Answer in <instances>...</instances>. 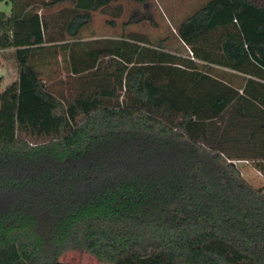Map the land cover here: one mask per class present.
I'll return each instance as SVG.
<instances>
[{"label":"trees","instance_id":"1","mask_svg":"<svg viewBox=\"0 0 264 264\" xmlns=\"http://www.w3.org/2000/svg\"><path fill=\"white\" fill-rule=\"evenodd\" d=\"M7 1L0 51L17 77L0 90V264H68V251L264 264V190L231 163L264 176V0H210L184 19L174 31L190 58L133 36L81 40L116 0H73L61 26L37 11L65 0ZM61 61L56 92L45 70Z\"/></svg>","mask_w":264,"mask_h":264},{"label":"rangeland","instance_id":"2","mask_svg":"<svg viewBox=\"0 0 264 264\" xmlns=\"http://www.w3.org/2000/svg\"><path fill=\"white\" fill-rule=\"evenodd\" d=\"M39 2V0H36ZM48 1V0H46ZM50 1V0H49ZM73 0H65L62 4L53 8L38 10L41 17H51L56 24L61 26V19L70 14L74 7ZM210 0H116L105 8L91 13L90 23L80 32L83 41H94L96 39H107L120 41L123 38L133 41L140 47H155L161 42L165 52L177 54L182 57L189 56L187 47L179 41L175 34L176 28L184 19L193 14ZM11 6L7 0H0V13L8 15ZM58 13V14H57ZM64 21V20H63ZM13 57L3 55L0 52V90L6 87L8 74L14 73ZM197 65L202 66L195 61ZM11 69V72H6ZM211 75L224 79L238 88L242 84L241 77L235 78L234 74L226 69L211 67L208 69ZM68 69L66 64L54 63L52 70H45L46 75L56 85L55 91H64V71ZM7 73V74H6ZM232 164L239 170L243 179L256 189L264 190V176L258 172L253 160L232 161ZM59 262L68 264H102L84 252L68 251L62 254Z\"/></svg>","mask_w":264,"mask_h":264},{"label":"crops","instance_id":"3","mask_svg":"<svg viewBox=\"0 0 264 264\" xmlns=\"http://www.w3.org/2000/svg\"><path fill=\"white\" fill-rule=\"evenodd\" d=\"M62 4V3H61ZM58 5H60V4H58ZM9 14V13H8ZM53 32V31H52ZM55 44H58V43H55ZM3 55H10V56H12L13 57V50L12 49H8V50H4V51H0ZM58 59H60V57H59V55H58ZM11 66V62H9L8 63V66ZM9 66V67H10ZM11 68H13V71H14V73H12V75H10V74H8L7 76H6V80H7V84H6V86H8L10 83H12V82H14L15 80H16V77H17V75H16V69H15V65H12L11 66ZM6 72H11V69L9 68V70H7ZM7 74V73H6ZM50 82V81H49ZM51 83V82H50Z\"/></svg>","mask_w":264,"mask_h":264}]
</instances>
